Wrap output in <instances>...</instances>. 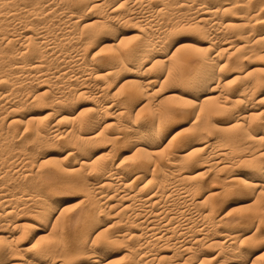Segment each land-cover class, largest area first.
<instances>
[{
	"label": "bare ground",
	"instance_id": "obj_1",
	"mask_svg": "<svg viewBox=\"0 0 264 264\" xmlns=\"http://www.w3.org/2000/svg\"><path fill=\"white\" fill-rule=\"evenodd\" d=\"M120 251L264 264V0H0V264Z\"/></svg>",
	"mask_w": 264,
	"mask_h": 264
},
{
	"label": "rangeland",
	"instance_id": "obj_2",
	"mask_svg": "<svg viewBox=\"0 0 264 264\" xmlns=\"http://www.w3.org/2000/svg\"><path fill=\"white\" fill-rule=\"evenodd\" d=\"M69 195H68V200H71V201H69L68 203V210L70 209L69 207L70 206H72V209L69 211L70 213H75V211L77 212L80 208H81V206H82V204H81V202H80V195L78 194V193H74V192H70V193H68ZM77 195V196H76ZM59 197H61V195L60 196H58V198ZM74 197V198H73ZM76 197V198H75ZM73 198V199H72ZM78 200H79V202H80V204H77V203H79L78 202ZM75 205V206H74ZM74 206V207H73ZM76 207V208H75ZM122 251H120V252H118V253H116V255L113 257V261L115 260V259H117L115 262H110V263H112V264H123L124 263V261H123V259H122V257H120V256H122ZM120 257V258H119ZM120 259V260H119ZM119 260V261H118Z\"/></svg>",
	"mask_w": 264,
	"mask_h": 264
}]
</instances>
